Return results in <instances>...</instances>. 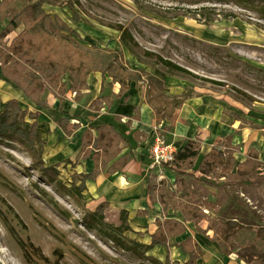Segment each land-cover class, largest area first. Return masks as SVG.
Here are the masks:
<instances>
[{
	"label": "rangeland",
	"instance_id": "374dc122",
	"mask_svg": "<svg viewBox=\"0 0 264 264\" xmlns=\"http://www.w3.org/2000/svg\"><path fill=\"white\" fill-rule=\"evenodd\" d=\"M68 1L72 7H44L78 34L59 36L88 51L117 52L119 32L99 21L117 23L142 49L185 70L165 78V95L188 99L169 125L157 124L156 132L175 150L200 138L202 151L194 173L173 175L190 190L195 207L214 221L239 226L232 241L211 230L222 254L232 252L244 264H264V0ZM73 10L81 21H72ZM9 35L3 39L7 47L14 38ZM136 56L130 69L156 66L169 73L155 57ZM0 103L3 108L1 97ZM214 145L216 153L200 165ZM67 162L46 176L26 152L0 136V264H178L147 259L157 257L145 252L147 225L157 226L159 218L144 223L108 206L102 221L87 226L84 214L89 211L76 193L78 181ZM149 176L152 185L166 190L179 186L167 177L158 181V175ZM166 202L162 214L174 215V202L169 197ZM204 221L208 229L211 224Z\"/></svg>",
	"mask_w": 264,
	"mask_h": 264
},
{
	"label": "trees",
	"instance_id": "16d2710c",
	"mask_svg": "<svg viewBox=\"0 0 264 264\" xmlns=\"http://www.w3.org/2000/svg\"><path fill=\"white\" fill-rule=\"evenodd\" d=\"M18 5L20 7L18 9L15 8ZM12 6L14 7L13 11L10 9ZM45 6L61 8L65 6L72 7L73 4L68 0H0V21L3 19L8 21L6 27L0 32V79L3 82L19 90L37 108L47 109L48 105L43 98L45 91L51 93L57 100L62 101L68 91L80 92L87 89L89 74L98 72L101 74L102 79L108 78L110 80L108 85L119 84L118 94L114 96L118 99L128 92L131 83H140L145 88L144 99L149 107L162 120H172L175 110L188 97L167 98L165 95L167 93V87L164 82L165 77L175 75L176 72L185 73V70L142 49L130 32L117 23L99 21L101 25L119 32L118 42L130 54L134 56L141 54L150 58L155 57L156 63L161 64L169 73L160 72L156 69V66H151L153 68L152 74L142 69L132 71L128 63L125 62L121 51L116 52L108 48L99 49L97 47L92 48L91 51L83 49L68 38L58 35L78 36L77 32L57 14H53L50 17V14L44 10ZM71 19L74 22L81 21V17L74 10ZM21 23L24 25V29L11 40L10 46L7 47L3 39ZM65 77H67L66 80L64 79ZM126 99L127 97L123 101L125 102ZM103 102L107 107L112 103L108 99L103 100ZM26 117L34 119L35 115L21 109L15 100L4 102L3 108H1L0 103V136L19 146L30 156L33 165L37 169H41L46 176H49L51 172L56 170L58 165L46 166L44 164L42 160L44 142L37 130V123L36 121L27 123L25 121ZM90 129L92 128L89 127L85 130L80 147L81 149L89 146L92 149L102 147L101 169L104 170L107 163L115 159L119 154V145L124 141V138L111 124H104L95 128L97 137L92 141ZM216 150L217 148L213 147L203 158L201 165H204L207 157L215 154ZM199 151V141L189 140L181 149L174 153L173 161L163 164V166L183 176L194 173L190 171L194 166ZM88 152L89 150H87ZM125 161L126 158L121 157L115 163L123 164ZM236 166L237 164L234 165V167ZM98 174L99 170L95 165L91 173L73 176L75 181H79L76 193L80 197H82L81 193L85 188V181L94 179ZM175 183L178 184L177 178ZM148 194L151 202L159 203L163 209L169 197V201L174 202L171 209L178 212L179 216H167L162 223L158 224L156 231L150 235L149 245L144 246L145 252L154 246H161L167 249L169 247V239L181 235L185 230L186 223H192L195 226L196 233L199 235L204 232L199 228L198 223L201 220H206L209 225L211 224L208 230H213L215 235L219 231L225 241H232L233 236L240 229L238 225L231 226V224L214 221L203 212L200 206L195 207V204L190 203L189 200L194 199V197L184 184H179L174 190H166L161 184L151 185L149 181ZM178 195L180 197L175 198ZM108 205L107 202H103L96 207L94 212L85 213L86 225L88 226V221L92 223L93 221H95L94 223L102 221L104 210ZM204 208H210V204H206ZM260 236L264 241V236ZM19 245L25 258L28 259L24 244L20 241ZM176 246L186 257L183 264H197L200 260L201 253L192 238L188 237L176 244ZM147 259L157 261L152 256H147ZM164 261H168V256H166ZM55 264H59V262Z\"/></svg>",
	"mask_w": 264,
	"mask_h": 264
},
{
	"label": "crops",
	"instance_id": "0c3cea01",
	"mask_svg": "<svg viewBox=\"0 0 264 264\" xmlns=\"http://www.w3.org/2000/svg\"><path fill=\"white\" fill-rule=\"evenodd\" d=\"M7 23L6 19L0 21V32ZM22 30L23 24H20L8 37L12 39ZM118 38L117 51L122 52L125 62L131 66V59L135 60L134 55L132 56L126 48L119 44ZM142 70L150 74L153 73V69ZM109 81L108 78L102 79L100 73L92 72L87 78V89L74 92V96L71 95L73 92L68 91L62 101L45 91L43 98L48 105L47 109L37 108L19 90L12 88L1 79L0 97L3 102L15 100L21 109L35 115L34 119L26 117L25 121L28 119L31 123L34 121L37 123V130L44 142L42 160L46 166L58 165L68 161L67 163H70L68 166H72L71 174L73 175L88 174L92 172L95 165L98 167L99 174L94 179L85 181V188L81 193L86 210L94 212L98 205L107 202L109 208L123 210L130 219L138 218L146 223L147 219L151 221L159 218V223H162L167 216L162 214L163 208L161 212L159 203H152L150 200L148 186L151 178L149 174L152 172L154 175H158L155 180L162 181L167 177L168 180L175 183L176 176L174 175L176 173L164 166L162 167L164 172L161 167L150 168V147L155 135H157V124H169L166 120H162L145 102V88L140 83H131L128 92L118 99L114 96L118 94L120 86L118 83L108 85ZM105 99L112 101L108 107L103 102ZM104 124H111L124 138V141L119 145L117 157L110 160L106 168L102 170V147L92 149L89 146L81 149L80 142L85 130L89 127L92 128L90 131L93 141L97 137L95 128ZM189 140L199 141V156L202 151V140L200 138ZM87 150H89L88 153ZM208 153L202 157L200 165ZM121 157L126 158L125 163H115ZM171 211L173 214L175 213L172 216H179L176 215L178 212ZM204 223H206L204 220L199 223V227L205 231L203 235L196 233L192 223H186L185 230L181 235L169 239L167 249L154 246L148 251L156 254L157 262L165 260L168 256V261L183 264L186 257L176 244L190 237L196 242L201 253V258L197 264H244L242 260L234 258L235 254L232 252L231 255L226 256L221 253L218 246L212 241V231L206 229L207 227L202 225ZM147 226H149V235L144 246L149 245L150 235L157 229L153 223Z\"/></svg>",
	"mask_w": 264,
	"mask_h": 264
},
{
	"label": "built area",
	"instance_id": "2783aa9c",
	"mask_svg": "<svg viewBox=\"0 0 264 264\" xmlns=\"http://www.w3.org/2000/svg\"><path fill=\"white\" fill-rule=\"evenodd\" d=\"M71 95H75L73 92ZM175 148L166 142L163 136L157 134L150 147V168L161 167L163 164L171 163L174 158Z\"/></svg>",
	"mask_w": 264,
	"mask_h": 264
}]
</instances>
